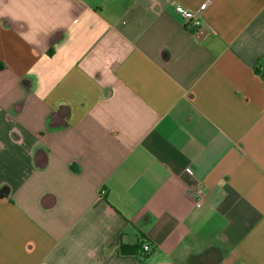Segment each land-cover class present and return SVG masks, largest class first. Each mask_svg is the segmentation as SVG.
I'll use <instances>...</instances> for the list:
<instances>
[{
	"label": "crops",
	"instance_id": "crops-1",
	"mask_svg": "<svg viewBox=\"0 0 264 264\" xmlns=\"http://www.w3.org/2000/svg\"><path fill=\"white\" fill-rule=\"evenodd\" d=\"M146 241L264 264V0H0V264Z\"/></svg>",
	"mask_w": 264,
	"mask_h": 264
},
{
	"label": "built area",
	"instance_id": "built-area-1",
	"mask_svg": "<svg viewBox=\"0 0 264 264\" xmlns=\"http://www.w3.org/2000/svg\"><path fill=\"white\" fill-rule=\"evenodd\" d=\"M205 9V8H203ZM175 13L185 22L192 25L193 27L200 29L203 26V18L200 12H193L181 5H176ZM201 191H198V197H201ZM144 252H149V247L144 246Z\"/></svg>",
	"mask_w": 264,
	"mask_h": 264
},
{
	"label": "trees",
	"instance_id": "trees-1",
	"mask_svg": "<svg viewBox=\"0 0 264 264\" xmlns=\"http://www.w3.org/2000/svg\"><path fill=\"white\" fill-rule=\"evenodd\" d=\"M144 245L149 247L148 253L144 252L143 243H142V245H138L136 250L133 252L134 254H136L139 257L140 264H145V261L150 257V255L153 252L152 245H150V243L148 241H146Z\"/></svg>",
	"mask_w": 264,
	"mask_h": 264
}]
</instances>
